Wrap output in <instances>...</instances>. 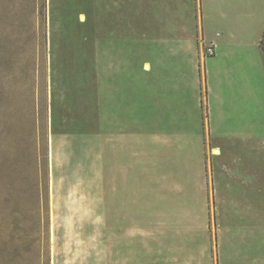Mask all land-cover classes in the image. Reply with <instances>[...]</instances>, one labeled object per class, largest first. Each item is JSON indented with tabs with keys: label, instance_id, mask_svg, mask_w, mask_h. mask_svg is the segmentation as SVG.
I'll use <instances>...</instances> for the list:
<instances>
[{
	"label": "rangeland",
	"instance_id": "obj_1",
	"mask_svg": "<svg viewBox=\"0 0 264 264\" xmlns=\"http://www.w3.org/2000/svg\"><path fill=\"white\" fill-rule=\"evenodd\" d=\"M203 2L0 0V264H264L263 1Z\"/></svg>",
	"mask_w": 264,
	"mask_h": 264
},
{
	"label": "crops",
	"instance_id": "obj_2",
	"mask_svg": "<svg viewBox=\"0 0 264 264\" xmlns=\"http://www.w3.org/2000/svg\"><path fill=\"white\" fill-rule=\"evenodd\" d=\"M262 1L264 6V0ZM205 7L206 5L203 0H162L160 4L163 13L167 15L193 14L199 16V23L203 30H205V28L202 15L204 14ZM260 25H262L264 29V19L261 21Z\"/></svg>",
	"mask_w": 264,
	"mask_h": 264
},
{
	"label": "bare ground",
	"instance_id": "obj_3",
	"mask_svg": "<svg viewBox=\"0 0 264 264\" xmlns=\"http://www.w3.org/2000/svg\"><path fill=\"white\" fill-rule=\"evenodd\" d=\"M146 68H149V66L147 65V67ZM216 153H218V151H216Z\"/></svg>",
	"mask_w": 264,
	"mask_h": 264
}]
</instances>
